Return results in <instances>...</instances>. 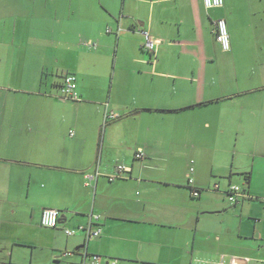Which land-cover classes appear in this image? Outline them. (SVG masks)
Instances as JSON below:
<instances>
[{
	"label": "crops",
	"instance_id": "0c3cea01",
	"mask_svg": "<svg viewBox=\"0 0 264 264\" xmlns=\"http://www.w3.org/2000/svg\"><path fill=\"white\" fill-rule=\"evenodd\" d=\"M68 73L79 99L58 102ZM16 244L28 264L37 244L50 264H264V0H0V264H27Z\"/></svg>",
	"mask_w": 264,
	"mask_h": 264
},
{
	"label": "built area",
	"instance_id": "2783aa9c",
	"mask_svg": "<svg viewBox=\"0 0 264 264\" xmlns=\"http://www.w3.org/2000/svg\"><path fill=\"white\" fill-rule=\"evenodd\" d=\"M203 5L206 9H213V8H219L223 5V0H203ZM110 29H107V32H109ZM144 35L145 42L144 47L152 51L155 48L156 41L153 39L147 31H141ZM213 32L215 35V39L217 43L219 44L220 48L223 51H228L230 49V40L229 35L227 31V25L224 18H217L214 21V28ZM58 96L64 100H78L79 96L77 93V78L76 75L73 73H68L64 76L63 81L59 88V94ZM113 116V115H111ZM71 132L70 134H72ZM145 156L144 151L141 148H138L135 153L134 157L137 159H142ZM193 161H191L192 163ZM194 168L192 164L189 166V172H193ZM131 171V166L127 165L123 162L116 163L114 166V170L111 173L105 174V177L108 179V181H114L117 179L125 178L128 176V173ZM99 172L90 173L85 175V184L88 185V180L99 176ZM193 182V178H188V184H191ZM200 191L198 188L191 186V195L193 197L199 196ZM226 194L228 197L229 202L235 203L238 201L240 197H247L246 193L241 189L238 185H230L228 189L226 190ZM95 221L99 220V215L94 214L91 215ZM59 211L52 207H45L42 209L39 223L42 227L45 228H55L59 224ZM80 229H87V235L86 239L89 240L91 238H94L98 236L101 232L100 228L97 227L95 229L91 228H83L82 226L79 227ZM66 235H73L76 232V229H65L64 230ZM69 252H64V255H68ZM117 260L115 258L107 259L105 262L102 260L101 256L98 255H92V256H84L79 264H116Z\"/></svg>",
	"mask_w": 264,
	"mask_h": 264
},
{
	"label": "rangeland",
	"instance_id": "374dc122",
	"mask_svg": "<svg viewBox=\"0 0 264 264\" xmlns=\"http://www.w3.org/2000/svg\"><path fill=\"white\" fill-rule=\"evenodd\" d=\"M113 52V50H111V53ZM57 101L58 102H71V101H69V100H62V99H60V98H57ZM108 180V179H107ZM238 186H240V185H238ZM241 188H242V186H240ZM28 217H25V219H27ZM226 223L228 224V225H231L232 223L227 219L226 220ZM24 225H26V224H24ZM27 226V227H26ZM26 226H23V227H19L23 232V235L24 234H28V229L30 230V226L29 225H26ZM29 226V227H28ZM28 228V229H27ZM23 236L21 237V238H18V240L19 241H23ZM23 243V242H22ZM204 246H206L207 247V245H204ZM10 247V246H9ZM14 248H15V254L17 255L16 257L17 258H19V259H24L23 261H27V264L30 262V255H29V252H28V247H25L24 245H22V244H16L15 246H14ZM20 254V255H19ZM202 255V254H201ZM202 258V261H204L205 259H207V261H209L210 259H211V261H212V259H213V264H215L218 260L216 259V256L213 258L212 256H210V258H208L209 256L207 255L206 257L207 258H203V257H205L204 255L203 256H201ZM221 257V256H220ZM219 257V258H220ZM2 258V257H1ZM4 258V257H3ZM37 258H39V259H42L43 261H42V263H40V264H50V252H49V248L48 247H46V246H44V244L43 245H39V244H37V245H35V250H34V255L32 256V261H33V263L35 264V263H37V262H35L36 261V259ZM62 258V257H61ZM55 258H53V260H54ZM6 261H8V260H6ZM29 261V262H28ZM224 261H222L221 263H223Z\"/></svg>",
	"mask_w": 264,
	"mask_h": 264
},
{
	"label": "trees",
	"instance_id": "16d2710c",
	"mask_svg": "<svg viewBox=\"0 0 264 264\" xmlns=\"http://www.w3.org/2000/svg\"><path fill=\"white\" fill-rule=\"evenodd\" d=\"M214 9V8H213ZM215 36V35H214ZM216 40V39H215ZM230 40V39H229ZM61 85V84H60ZM59 88H60V86H59ZM247 177V176H246ZM200 191V190H199Z\"/></svg>",
	"mask_w": 264,
	"mask_h": 264
},
{
	"label": "water",
	"instance_id": "95a60500",
	"mask_svg": "<svg viewBox=\"0 0 264 264\" xmlns=\"http://www.w3.org/2000/svg\"><path fill=\"white\" fill-rule=\"evenodd\" d=\"M61 221H60V219H59V223H60Z\"/></svg>",
	"mask_w": 264,
	"mask_h": 264
}]
</instances>
